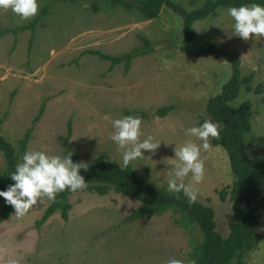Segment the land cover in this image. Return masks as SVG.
<instances>
[{"label":"rangeland","instance_id":"obj_1","mask_svg":"<svg viewBox=\"0 0 264 264\" xmlns=\"http://www.w3.org/2000/svg\"><path fill=\"white\" fill-rule=\"evenodd\" d=\"M122 1L113 5V0H38V14L28 21H20L11 10H0V30L11 31L34 21L44 7L48 11L34 32L0 37V133L20 152L21 141L30 131L24 154L38 150L63 157V142L71 126L69 148L75 163L89 165L103 155L122 166L124 149L111 140L114 129L103 116L112 120L139 117L141 140L152 135L161 144L155 154L145 151L144 158L128 166L154 187L169 192L175 147L194 140L186 136V129L200 126L202 120L213 121L207 103L221 92L232 68L212 55L195 58L183 53V17L171 8L164 6L158 18L146 21L138 11L139 0ZM207 1L171 0L187 11ZM85 3L89 7H83ZM233 25L227 8L195 22L192 49L215 43L240 58L243 77L254 73V88L264 86V38L244 41L233 35ZM134 50L150 53L133 58L129 70L125 63L111 69V62L92 54L121 57ZM263 98L243 87L233 102L235 106L252 102L248 152L262 174L253 206L260 241L246 253L244 264H264ZM167 106L172 110L160 117L158 110ZM41 108L44 113L35 123ZM210 143L213 150L202 152L206 172L196 186L197 202L214 210L217 230L227 237L234 220L231 191L235 176L226 151ZM5 169L0 151V175ZM185 182H190V176ZM221 191H227L226 200ZM51 203L44 198L25 216L14 213L0 225V264H166L169 258L193 264V239L200 232L184 227L172 209L151 219L133 220L130 215L138 202L114 191L99 195L78 190L69 197L68 220L58 210L38 226Z\"/></svg>","mask_w":264,"mask_h":264},{"label":"trees","instance_id":"obj_2","mask_svg":"<svg viewBox=\"0 0 264 264\" xmlns=\"http://www.w3.org/2000/svg\"><path fill=\"white\" fill-rule=\"evenodd\" d=\"M66 1V0H59ZM123 2L122 0H113V5ZM124 3V2H123ZM259 4L264 6V0H208L204 6L187 11L182 5L171 2V0H139L138 11L143 20L150 21L158 18L164 6L174 10L183 17V45L181 51L195 58H204L207 55L215 56L225 60L231 65L232 72L228 81L222 86L221 92L210 98L207 103L208 115L216 122L219 127V138L211 139L215 146L222 147L229 158L232 172L235 176V182L232 194V211L234 220L230 222V233L227 237L217 230L214 210L200 202L190 204L188 198L181 192L177 199L175 193H170L154 187L131 167L122 168V166L107 161L103 155L97 157L88 170L83 169L80 175L87 182V188L91 192L99 195H106L110 191L126 196L139 203L130 218L151 219L160 216L167 210L172 209L181 216L179 222L186 228H197L200 236L193 239V249L191 259L193 264H244V257L247 252L253 250L258 245L260 239L256 234L257 216L253 206L257 199L259 180L261 171L254 164L249 156L247 135L252 131L251 117L253 114L251 100L243 101L239 106L233 105V102L239 97L241 89L244 87L248 92L254 91L257 95H264V86H252L254 73L243 77L241 72L240 58L228 51L219 48L215 43L202 46L197 50L192 49V43L195 39L193 25L195 22L216 16L218 9L239 7L242 5ZM127 8H132L130 3ZM48 13L47 8H43L39 16L32 22L21 25L12 31L9 29L0 30V37L20 32H34L41 21L42 16ZM33 37L31 38V41ZM146 45L149 40L146 39ZM148 50H134L124 56L113 57L100 52H92L102 60L111 62V69L125 63L129 70V65L133 58L146 56ZM264 100V98H263ZM172 106L162 107L158 110L160 117H165ZM44 113L41 108L39 115L35 119L37 123ZM204 120L200 122V125ZM30 131L21 141L20 152H17L13 145L9 143L0 133V151L4 154L6 169L0 175V191H6L10 185L14 184L10 175L15 171V166L19 163L20 157L27 149L30 139ZM71 137V126L69 135L65 138L63 144L65 156L71 151L69 140ZM75 163L76 159L72 155ZM73 194L71 191H64L56 195L55 200L46 208L41 219L37 222L38 226L46 222L58 210L62 217L68 220V212L71 209L69 197ZM227 191H221V198L227 199ZM2 204L0 209V225L13 215L14 208L8 205L3 197H0Z\"/></svg>","mask_w":264,"mask_h":264},{"label":"clouds","instance_id":"obj_3","mask_svg":"<svg viewBox=\"0 0 264 264\" xmlns=\"http://www.w3.org/2000/svg\"><path fill=\"white\" fill-rule=\"evenodd\" d=\"M38 0H0V10H11L20 21H28L34 18L39 11ZM87 8V3L83 4ZM228 15L234 20L233 35L244 41L264 38V6L259 4L242 5L227 9ZM110 121L114 129L111 140L114 141L122 153V168H127L130 162L138 158H144V152L155 154L161 141L148 135L141 140L144 133L141 130L142 120L139 117L124 116L112 120L109 115L103 116ZM219 125L211 120H205L200 126L186 129V136L194 138L186 140L181 146L175 147L174 169L167 181V190L175 193L179 199L182 192L193 204L197 201L199 189L196 187L205 179V160L203 153L213 150L211 139H218ZM73 153L66 156L48 155L44 151L30 150L23 157L22 162L17 163L15 171L10 175L13 185L6 191H0L8 205L14 208L15 216H25L33 206L44 198L55 200L56 195L64 192H76L87 188V182L80 175L81 170H88L89 165L83 162L74 163ZM190 176V182L185 180ZM129 206L132 202L129 201ZM166 264H185L182 259L169 258Z\"/></svg>","mask_w":264,"mask_h":264}]
</instances>
